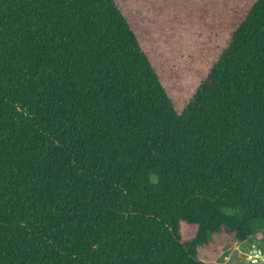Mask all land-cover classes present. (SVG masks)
I'll return each mask as SVG.
<instances>
[{"label": "trees", "instance_id": "trees-1", "mask_svg": "<svg viewBox=\"0 0 264 264\" xmlns=\"http://www.w3.org/2000/svg\"><path fill=\"white\" fill-rule=\"evenodd\" d=\"M259 232L264 0L181 112L116 0H0V264H208Z\"/></svg>", "mask_w": 264, "mask_h": 264}, {"label": "rangeland", "instance_id": "rangeland-1", "mask_svg": "<svg viewBox=\"0 0 264 264\" xmlns=\"http://www.w3.org/2000/svg\"><path fill=\"white\" fill-rule=\"evenodd\" d=\"M116 1L181 112L255 0ZM261 240L259 232L220 253L199 247V258L208 264H252L254 250L264 251Z\"/></svg>", "mask_w": 264, "mask_h": 264}, {"label": "built area", "instance_id": "built-area-1", "mask_svg": "<svg viewBox=\"0 0 264 264\" xmlns=\"http://www.w3.org/2000/svg\"><path fill=\"white\" fill-rule=\"evenodd\" d=\"M255 253L250 255L249 259L252 264H264V251L261 249L254 250Z\"/></svg>", "mask_w": 264, "mask_h": 264}]
</instances>
